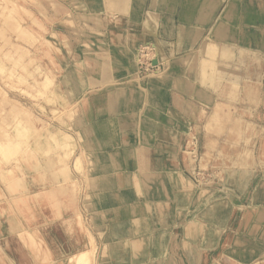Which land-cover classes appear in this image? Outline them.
I'll return each mask as SVG.
<instances>
[{"label": "crops", "instance_id": "0c3cea01", "mask_svg": "<svg viewBox=\"0 0 264 264\" xmlns=\"http://www.w3.org/2000/svg\"><path fill=\"white\" fill-rule=\"evenodd\" d=\"M74 2L88 32L99 24L98 33L105 34L102 26L110 22L120 32L111 31L116 39L111 44H65L72 51L64 49L61 83L67 97L79 98L77 112L85 109L87 119L79 113L72 125L75 151L69 160L62 153L35 154L21 165L23 188L9 189L0 180V227L17 217L13 193L41 191L30 219L18 214L40 232L54 264H68L65 257L81 249L94 251L91 264H215L219 258L247 264L264 256V142L253 158L258 167L242 154L236 166L222 169L228 181L237 174L250 177L238 200L233 194L223 203L230 215L222 221L217 200L202 207L201 190L186 173L182 137L187 127L204 137L202 159L213 162L215 131L228 127L222 118L233 107L229 88L220 90L217 81L204 77L202 65L219 52L231 55L264 44V0ZM248 14L263 21L246 22ZM236 33L243 34V43L235 41ZM140 46L152 48L154 72L139 66ZM254 47L258 53L264 49ZM261 98L262 93L259 105H264ZM63 166L65 179L59 173ZM56 174L62 182L53 181ZM229 183L227 193L234 185ZM1 228L0 245L6 255L12 253L7 255L12 261L3 255L1 264H36L18 233Z\"/></svg>", "mask_w": 264, "mask_h": 264}, {"label": "rangeland", "instance_id": "374dc122", "mask_svg": "<svg viewBox=\"0 0 264 264\" xmlns=\"http://www.w3.org/2000/svg\"><path fill=\"white\" fill-rule=\"evenodd\" d=\"M77 13H81V10L73 0H0V141L8 138L20 148L14 157L4 159L0 156L1 182L2 175L9 169L23 181L21 165L33 159L35 154L45 156L51 152L62 153L63 160H69L75 151L72 125L75 120H80L79 113H82L83 120L87 117L85 109L77 112L79 98L71 100L72 98L67 97L64 92L66 83H61L67 64L64 49L66 47L67 51H72L68 48L70 45L65 44H73L74 41V44H79L83 40L88 44H111L116 40L111 31L120 32V26L110 22L102 26L107 29L105 34L98 33L101 26L95 25L93 21L90 25H95L93 30L96 31L88 32L89 26L83 24V17L77 16ZM243 18L246 22L251 20L257 24L260 20L263 21L256 15L248 14ZM74 20L76 27H72ZM74 28L77 30H73ZM235 35V41H245L242 39V33ZM255 45L264 47V44H251L252 49L249 51L235 50L231 55L219 52L210 56L213 59L202 65L204 77L217 81L220 90L229 88L227 99L230 101L229 105L234 108L229 106L232 111L229 109L227 112L228 121H225L226 114L222 118V126L228 124V127L215 131L218 134L213 142V162H209L210 159L207 162L202 159L205 149L201 142L204 143V137L199 138V134L188 127L182 133L186 173L201 190L202 207H206L205 204L212 199L217 200V211L220 218H223L222 221L230 215L223 203L226 204L225 201L233 194L238 200L250 179L243 174H237L232 178L234 181L229 180L234 185L227 193L230 183L227 177L222 176V169L236 166L239 155L246 154L251 159L258 157L262 147L258 143L264 142V105H259L261 93V101L264 102V49L260 48L261 52L258 53L253 50ZM138 49L136 54L139 56V66H143L146 73L154 72L158 67L149 66L152 48L140 46ZM215 59H218L217 64ZM227 60L230 61L228 65L223 63ZM208 69L209 72L206 73ZM45 78L51 82L49 88H44L42 84ZM246 88L249 89L248 94H244ZM260 124L263 127L258 128ZM259 163L252 160L256 167ZM76 164L80 166V157ZM65 168H59L62 176L66 174ZM184 201L186 200L182 202ZM200 211L205 214H202L203 218L206 216L208 219L206 208ZM240 213V210L236 211L235 223L239 221ZM221 244L222 241L220 249ZM89 252L88 262L91 264L93 255ZM215 264L229 263L219 258ZM247 264H264V256Z\"/></svg>", "mask_w": 264, "mask_h": 264}, {"label": "bare ground", "instance_id": "6f19581e", "mask_svg": "<svg viewBox=\"0 0 264 264\" xmlns=\"http://www.w3.org/2000/svg\"><path fill=\"white\" fill-rule=\"evenodd\" d=\"M140 59H142V58H140ZM137 61H140L139 57L137 58ZM42 84L44 85V88H49L51 82L48 78H45L43 80ZM51 91H52V89H51ZM19 150H20V148H18L17 143L12 141V140H9L8 138H6V140L0 141V156L4 159H9L12 156L14 157L15 154ZM63 177L65 179L66 175ZM52 179H53V181H56V183L60 182V181L62 182V180H63L60 178V175H57V174L53 175ZM2 182H5L7 188L12 189V190L13 189L16 190V189H20V188L24 187V181L20 180V178H18L16 175H14L11 172V169L4 172V174L2 175ZM59 189L64 192L65 187L63 185H60ZM25 192L26 193H24V194H22V193H20V194L18 193L16 195H15V193L12 194L11 200L19 202L18 212L16 213V211H15V214L17 217L15 219H11L10 224H5V226H3L2 228L0 227V228L4 229V230H8V231L13 230L14 232L18 233V236L20 237V239L23 242V245L26 248L25 251L29 254V256L33 262H36V264H54L55 263V262H53L54 259H52L53 257L48 254V252H50V250L47 248V244L44 241V239L42 238V236L40 235V232L34 226L30 227L27 224L23 223L25 221V219H22V216H19L20 214H18L19 212H21V214L24 216V218H26V216H27L28 220H29L31 214L35 211V206H36L35 200L37 198H39L40 196H42V193H41V191H39V192L35 191V193L28 195L29 191L26 190ZM61 196H62V194H60V193L57 194L58 198ZM20 220H21V222L22 221L23 222L21 223V225H18L16 222L20 221ZM78 223L80 224L79 220H78ZM93 239H94V236H93ZM6 246H7V244H6ZM89 251L93 255V252H94L93 250L81 249V250H76V251L72 252L71 254H68L65 257V260H66V262H68V264H89L88 254H87V252H89ZM26 252H25V255L27 257ZM7 253L12 254L9 252H7ZM3 255L5 257H3ZM7 255H6V252L3 250V247L0 245V257H3L4 260H6V261H7V258L9 260H11ZM13 259H15V258L13 257ZM0 260H1V258H0ZM9 260H8V262H9ZM8 262H7V264H8ZM0 264H1V262H0ZM9 264H10V262H9Z\"/></svg>", "mask_w": 264, "mask_h": 264}, {"label": "water", "instance_id": "95a60500", "mask_svg": "<svg viewBox=\"0 0 264 264\" xmlns=\"http://www.w3.org/2000/svg\"><path fill=\"white\" fill-rule=\"evenodd\" d=\"M151 63H152L153 65H156V64H157V60H153Z\"/></svg>", "mask_w": 264, "mask_h": 264}]
</instances>
